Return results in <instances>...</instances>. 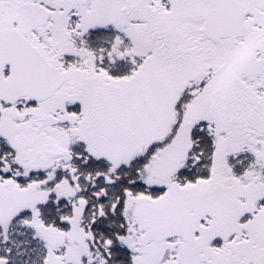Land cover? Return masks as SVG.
Returning <instances> with one entry per match:
<instances>
[{"label":"snow or ice","instance_id":"obj_1","mask_svg":"<svg viewBox=\"0 0 264 264\" xmlns=\"http://www.w3.org/2000/svg\"><path fill=\"white\" fill-rule=\"evenodd\" d=\"M0 264H264V0H0Z\"/></svg>","mask_w":264,"mask_h":264}]
</instances>
